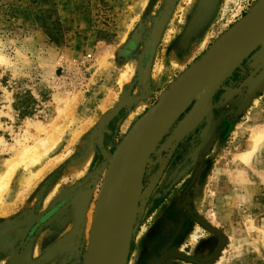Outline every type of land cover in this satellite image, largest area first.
<instances>
[{"label": "rangeland", "instance_id": "1", "mask_svg": "<svg viewBox=\"0 0 264 264\" xmlns=\"http://www.w3.org/2000/svg\"><path fill=\"white\" fill-rule=\"evenodd\" d=\"M263 8L264 0H0V178L26 148L63 131L10 178L0 200V264H90L106 177L121 178L127 136L181 74ZM166 12L143 78L128 60H143ZM259 55L264 71V45L237 71ZM224 72L188 94L159 129L127 264H264V143L248 163L238 158L264 126V84ZM116 107L120 117L99 133ZM90 149L86 171L71 175ZM110 231L93 264H106Z\"/></svg>", "mask_w": 264, "mask_h": 264}, {"label": "water", "instance_id": "2", "mask_svg": "<svg viewBox=\"0 0 264 264\" xmlns=\"http://www.w3.org/2000/svg\"><path fill=\"white\" fill-rule=\"evenodd\" d=\"M167 18L166 12L155 26L157 28L162 23L159 37ZM263 45L264 8L245 17L223 35L170 85L155 105L136 123L123 144L124 162L121 178H118L116 185V188L120 187L117 215L111 225V231L109 230L112 234L108 238L102 257L104 261H107L106 264H127L139 207L145 162L161 126L186 100L187 95L198 89L213 73L223 68L225 69L224 77L233 75ZM260 69V67L257 68L250 79ZM112 243L114 246L110 258L107 255Z\"/></svg>", "mask_w": 264, "mask_h": 264}, {"label": "bare ground", "instance_id": "3", "mask_svg": "<svg viewBox=\"0 0 264 264\" xmlns=\"http://www.w3.org/2000/svg\"><path fill=\"white\" fill-rule=\"evenodd\" d=\"M161 27H162V23L159 24L158 27L155 28V30L152 31L153 33L151 35L149 43H148V45L146 44L147 45V49H146V52L144 54L143 60L140 63H138V60H136L134 57H132V58H130L128 60L129 61V66L131 65L136 70L139 69L142 72L143 78H148V76L150 74L149 72L151 71V60H152L151 58H152V54H153V52L155 50V46L159 42V38H160L159 37V33L161 32V29H160ZM102 64L103 65L107 64L106 60ZM112 98H113L112 94H109L107 99L105 98L106 102L104 103L105 104L104 107H108V104L113 102V101H111ZM67 106H69V105H66V107ZM71 111L73 112V109ZM119 116H120V108L114 109V111H112L111 114H109V116H107L105 118L104 122H106V124L109 126L111 121L114 120L115 118L119 117ZM67 117L69 118L68 115H67ZM68 118H67V120H68ZM68 121H70V120H68ZM87 123L88 124H85L81 128L82 129L81 133L83 132V130H85L87 128V125H89L90 122L87 121ZM53 125H54V127L57 126L55 124H53ZM63 126H65V125H63ZM62 128L65 129L64 127H62ZM46 130H48V129H46ZM52 131H53V134H55V136L52 134ZM52 131H49L50 133L47 134V136L49 135V137L41 139L40 141L36 142L35 145L30 146L29 148H26L24 150L23 155L20 156L21 158L19 159V161H16L12 165L9 166L7 171L0 178V200H1L2 196L4 195V193L8 189L10 178L15 173L17 167L21 163L26 162L28 159H30L31 161L33 160L35 162L36 161L38 162L39 156H41L42 154H47L48 151L52 147H54L56 145V143L58 142L61 134H63V131L60 132L59 128H58V131H57V129H56V131L55 130H52ZM57 132L60 133V136H59V134ZM78 134H80V132H77L76 133L77 136H75L74 138L78 137ZM57 136H59V137H57ZM262 143H264V126L262 128H258L256 130H254L252 132L251 138L249 140L250 148L248 149V151L243 152V153H241L239 155V157H238L239 160H241L242 162L248 163L250 158L258 150V148L260 147V145ZM92 156H93L92 153L89 152V153L79 157L75 162H73L70 165L69 173L70 174L73 173V174L80 175L83 172H85L87 167L89 166L91 160H92ZM41 172L39 171L38 173H41ZM115 174H116L115 172L114 173L111 172V173L107 174V177H106V183H105L104 190H103L102 196H101L102 197V205H104V206H102L103 208L101 209L100 216L98 217V220L100 219V224H101L100 225L101 226L100 229L102 231L99 230V233L94 235L95 237H94V240H93L92 245H91L92 255H91V258H90V264L94 263V262L92 263V261H94L95 256L97 255L99 248L102 246L103 241H104V239H105V237H106V235H107V233L110 230L111 225H112L113 206L114 205L112 204L113 202H111L112 201L111 198H112V195H113V193L115 191L114 189L116 187V182H117V178H118L117 176H115ZM36 175H37V173H36ZM37 177H38V175H37ZM60 190H59L58 187L55 189L54 197H57V195H59V196L61 195V191ZM112 199H114V197ZM113 223H114V221H113ZM98 226H99V224H98ZM96 232H97V230H96ZM91 240H92V238H91Z\"/></svg>", "mask_w": 264, "mask_h": 264}, {"label": "crops", "instance_id": "4", "mask_svg": "<svg viewBox=\"0 0 264 264\" xmlns=\"http://www.w3.org/2000/svg\"><path fill=\"white\" fill-rule=\"evenodd\" d=\"M260 55L257 57V58H255L253 61H250V62H247V63H249V65L247 66V68H243L244 66H245V64H243V69L241 68L240 70H238V71H236V72H234L235 74H234V76L235 77H237V79H241L242 77H244V76H246V75H248V76H251L252 74H253V72L257 69V67H258V61L260 60ZM235 77H233L234 79H235ZM233 79V80H234ZM238 81V80H237ZM250 86H257V85H262V84H264V71L263 70H258V72H256L255 74H254V76L250 79V81H249V83H248ZM248 85V86H249ZM247 86V87H248ZM117 108H121V107H116L115 109H117ZM114 111V110H113ZM111 114V113H110ZM120 117V116H119ZM118 117V118H119ZM82 130V129H81ZM104 131H110L109 130V126L106 124V122H103V124H102V126H101V128H99V133H102V132H104ZM78 132V131H77ZM76 132V133H77ZM79 135V134H78ZM89 152H91L92 153V155L93 156H95L96 155V153H94V149L92 150V149H90V151H88V152H86V153H84L83 155H85V154H87V153H89ZM83 155H81V156H83ZM80 156V157H81ZM93 156H92V158H93ZM78 159V158H77ZM76 159V160H77ZM75 160V161H76ZM75 161H73V162H75ZM72 162V163H73ZM71 163V164H72Z\"/></svg>", "mask_w": 264, "mask_h": 264}]
</instances>
